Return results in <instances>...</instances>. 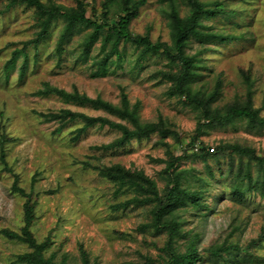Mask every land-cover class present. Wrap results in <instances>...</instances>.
I'll use <instances>...</instances> for the list:
<instances>
[{
	"label": "rangeland",
	"instance_id": "obj_1",
	"mask_svg": "<svg viewBox=\"0 0 264 264\" xmlns=\"http://www.w3.org/2000/svg\"><path fill=\"white\" fill-rule=\"evenodd\" d=\"M54 1L67 7L75 5L73 0ZM104 1L90 0L88 15L92 10L100 18ZM201 1L217 11L203 21L205 31L233 38L207 43L191 39L186 52L201 62L193 88L209 95L220 81L221 96L215 106L223 109L236 101L246 103L250 96L254 109L264 117V0ZM173 8L182 17L190 13L185 0H147L131 25L132 31L149 36L153 43L172 44ZM4 9V0H0V10ZM63 26L61 21L56 23L38 48L31 44L26 47L38 31L34 10L22 6L0 14V264H18L17 255L31 251L26 243L3 234L4 230L20 233L25 226L28 198L14 188L15 184L32 196L35 220L31 230L38 242L50 241L46 255L54 254L58 263L66 259L67 264H83L84 249L92 264H150L146 260L150 257L156 264H167L169 234L151 226L152 206L130 204L114 209L135 194L116 195V185L94 166L119 163L142 170L163 194L173 180L165 172L171 162L168 150L182 157L176 174H181L183 188L203 193L202 202L207 205L179 211L182 232L199 234L197 247L205 260L196 264H264V167L230 150L206 160L195 155V145L217 151L239 144L264 157V129H252L246 121L236 120L206 126L199 134L198 125L206 122L201 113L170 94L173 83L158 74L176 70L169 61L148 57L141 65L135 46L122 45L121 58L113 56L118 62L110 64L106 74L95 77L93 64L102 57V42L93 45L85 60L81 57L83 41L90 30L78 32L59 58L56 47ZM16 50L21 52L15 65L9 67ZM25 63L26 76L21 79ZM47 84L68 92L78 90L113 105H121L124 92L132 104H140L143 122L163 120L179 138L170 135L162 140L155 134L124 148L105 150L102 146L118 139L120 132L98 124L77 138L85 126L82 120L62 124L46 121L40 114L69 109L119 120L102 110L67 103L54 94H39ZM250 178L252 190L245 202H237L231 196L233 187L242 181L243 188H248ZM185 241L183 238L179 244L183 247ZM224 243L240 246L242 251L235 254L243 260L230 256L215 261L208 249Z\"/></svg>",
	"mask_w": 264,
	"mask_h": 264
},
{
	"label": "trees",
	"instance_id": "obj_2",
	"mask_svg": "<svg viewBox=\"0 0 264 264\" xmlns=\"http://www.w3.org/2000/svg\"><path fill=\"white\" fill-rule=\"evenodd\" d=\"M73 1L75 5L67 7L58 4L54 0H48L47 2L44 0H4L5 9L0 10V14H5L14 8L22 6L34 10L38 31L36 32V38L26 42V47L31 44L38 48L41 43L49 38L53 26L61 21L64 26L56 47L59 58L62 57V54L66 51L65 46L75 34L90 30L84 38V51L81 57L86 60L93 45L99 40L102 42V57L97 61L95 60L93 64L96 68L94 71L95 77L100 74H106L110 67L109 65L118 62L113 59V56L116 55L118 60L121 58L122 45L131 44L135 46L138 50V63L143 62L148 57L165 58L169 61L170 66L175 67L176 70L170 68L171 70H163L158 74H162L163 78L173 83L172 88L169 90L170 94L178 95L181 99H184V103L201 113V118L207 123L198 125L197 132L199 134L204 131L203 128L206 126L225 125L234 123L236 120L246 121L252 129H264V117L260 115L259 111L254 109L250 96L246 103L236 101L227 104L222 109L219 106H215L217 99L221 96L222 84L220 81L209 95L195 91L193 88V83L196 81L195 78L199 76L201 62L197 56H189L186 52L191 39L195 38L201 43H207L211 40L227 42L233 38L232 36L225 37L205 31L207 28L203 21L210 16L216 15L217 11L215 9L209 8L201 0H185L190 6V13L182 17L178 10L173 8L170 14L173 41L172 44H168L161 41L153 43L149 36L136 34L131 29L133 21L138 18L141 8L147 3V0H105L102 4L103 13L100 18L92 10V14L88 15L91 5L90 0ZM20 52L21 50L14 52L9 67L15 65ZM26 69L27 63L21 69V79L26 76ZM38 93L43 95L54 94L67 103L89 107L94 110H102L116 117L119 121L102 116H90L69 109H64L57 113L40 114L46 121L58 120L62 124L82 120L85 126L79 129L77 138L87 128L98 124L109 126L120 132L121 136L118 139L102 146L105 150L124 148L135 140L140 142L150 139L155 134H159L162 140L170 135H175L176 138H179L175 131H171V129L166 127V123L163 120L159 122H143L139 114L140 104H132L128 95L124 92L121 95V105H113L100 97L91 98L81 94L78 90L68 92L48 84L45 89L39 90ZM194 141L196 140L194 139ZM178 143H182V141L179 139ZM191 143L194 142L191 141ZM191 143L189 145L193 146ZM165 145L168 146L167 143ZM180 146L182 147L183 145L181 144ZM195 146L197 149L195 155L203 160H206L209 156L230 150L232 153L239 154L241 158L247 156L252 160H256L257 163L264 167V157L256 156L254 150L247 146L231 144L222 146L217 151L206 145ZM168 153L171 157V162H169L165 172L167 175L173 176V180H170L163 194H160L156 181L142 170L125 167L119 163L108 167L94 166V168L100 171L102 177L116 185V195L127 192L135 194L125 202L115 205L114 209L128 207L130 204L135 205V207L152 206L153 222L151 226L157 231L166 230L169 234L166 250L170 259L167 264H196L205 260L204 254L199 253L197 247L199 234L195 231L182 232L183 224L180 221L179 211L191 206L195 209L206 208L207 205L202 202L203 193L183 188L182 176L181 174H176V168L179 166L182 157H175L170 150H168ZM87 165L90 164L87 163ZM232 165L234 168L235 165L233 163ZM251 183L252 179L250 178L248 179V188H243L242 181L235 184L231 196L237 202H245L248 193L252 190ZM14 188L28 198L25 203V226L22 227L20 233L4 230L3 234L8 239L26 243L31 248V251L17 255L16 262L18 264H67L66 259L58 263L54 254L46 255L50 241L38 242L31 230L35 220V203L32 201V196L19 188L17 184L14 185ZM262 195L264 196V183ZM183 238H186L187 241L183 243L184 246L182 247V243L180 245L179 241ZM248 250L247 247L246 251ZM240 251H242L240 246L227 243L208 249L215 261L224 260L230 256L242 261L243 259L236 255V252ZM81 254L83 264H92L84 249L81 250ZM146 260L150 264H156V261L151 257Z\"/></svg>",
	"mask_w": 264,
	"mask_h": 264
}]
</instances>
